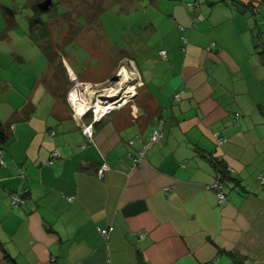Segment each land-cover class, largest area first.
<instances>
[{"label":"crops","instance_id":"crops-1","mask_svg":"<svg viewBox=\"0 0 264 264\" xmlns=\"http://www.w3.org/2000/svg\"><path fill=\"white\" fill-rule=\"evenodd\" d=\"M152 1L167 13H151L138 63L123 54L114 74L126 68L135 95L92 141V114L48 81L55 63L41 80L17 44L2 48L0 264H264V0H206L217 13L196 11V23L184 8L196 0ZM60 60L84 86L113 80L77 78ZM155 129L165 139L134 166ZM207 157L230 173L223 203Z\"/></svg>","mask_w":264,"mask_h":264},{"label":"rangeland","instance_id":"rangeland-1","mask_svg":"<svg viewBox=\"0 0 264 264\" xmlns=\"http://www.w3.org/2000/svg\"><path fill=\"white\" fill-rule=\"evenodd\" d=\"M196 1L199 5L195 9L184 7L190 11L194 23L199 19L197 14L195 17L196 11L198 14L217 13L206 0ZM40 2L42 0H0V53L2 48L10 51L12 45L17 44L15 51L30 60L32 72L41 80L49 64L55 63L53 76L48 81L60 92H67L68 101L69 93L80 82L71 79L68 72L65 74L61 57L73 66L77 78L114 79L123 54L133 56L138 63V46L151 30V13H167L165 9L157 11L152 0H53V6L46 12L38 8ZM210 2L222 5L219 0ZM34 5L39 9L37 14ZM184 8L180 6V13H185ZM35 20H39L38 24L31 27ZM113 85L114 81L99 86L81 85L78 91L83 99L86 89L96 92ZM96 98L101 100L102 95L97 97L96 94Z\"/></svg>","mask_w":264,"mask_h":264},{"label":"built area","instance_id":"built-area-1","mask_svg":"<svg viewBox=\"0 0 264 264\" xmlns=\"http://www.w3.org/2000/svg\"><path fill=\"white\" fill-rule=\"evenodd\" d=\"M178 1L185 2V0H178ZM187 5L188 7L195 9L199 5V3L197 1H194L193 3H187ZM183 40L185 43L186 40L185 39ZM212 46H214V44H212L211 47ZM211 47L208 50H211ZM165 54H166L165 51L160 52V55L162 57H165ZM120 73L121 71L118 72L117 77H116L117 80L114 81L113 87L96 91L97 97H99V95H101L102 92H105L107 90L117 89L116 97L114 98L104 97V99L99 100L101 102L100 104L102 105V109L100 111H98L96 105H88L86 106L87 107L86 110L80 113V117L87 113L92 114V123L82 126L83 133L90 141H92L93 139L94 124L100 122L106 115L110 114L114 110H117L123 105L127 104V102L135 95V93L134 94L128 93L127 89L124 88V86L122 85V79L120 77ZM131 82L132 80L130 78L129 85L135 87ZM81 85L83 84L78 83V86L74 90H72L68 95V99L70 103L76 109H77L76 103L82 100V94L81 92L78 91L79 87H82ZM174 99L176 101H180L181 93H176L174 96ZM96 100L98 99L96 98ZM238 116L239 114H236V117ZM162 123L164 122L162 121ZM51 135H54V133H51ZM215 138H216L218 145H222L223 143L226 142V139L221 137L219 133L215 134ZM164 139H165V135L162 130L155 129L154 131H152L149 137L147 138V141L143 144L141 150L138 152V155L137 156L132 155L134 166L141 165L144 159L145 153L149 149H151L155 144L161 143ZM130 144H132V142ZM57 156H58L57 153H53L51 155V160H54V158H56ZM51 164H53V161L49 162V165ZM3 165H5L4 150L0 148V166H3ZM108 169L109 167L106 164H102L101 167L97 171V176L101 178L103 176V173ZM21 175H22V170H21ZM259 181L264 186V177H259ZM225 184H226L225 181L218 179L210 186V188L216 192L220 203H223L226 200V195L223 190ZM69 200L70 201L73 200V197H71ZM12 202L14 205L17 206V205H24L26 203V200L23 197H21L19 194L15 193L12 195ZM110 232H111V229H100V234L106 240L109 239Z\"/></svg>","mask_w":264,"mask_h":264},{"label":"bare ground","instance_id":"bare-ground-1","mask_svg":"<svg viewBox=\"0 0 264 264\" xmlns=\"http://www.w3.org/2000/svg\"><path fill=\"white\" fill-rule=\"evenodd\" d=\"M72 77H74V76L72 75ZM120 77L122 79V85L124 86L125 89H127L128 93L134 94L133 87L131 85H129L130 75L128 74L126 68H123L122 69V71L120 73ZM96 93L97 92L90 91L89 89H86L84 91V94H83L84 97H83V99L81 101H78L76 103L77 110L80 113L81 112H84L86 110L87 104L88 105H96L98 111H100L102 109V105L100 104L101 102L99 101L100 98H98V100H96ZM101 95H102V98L101 99H104V97L105 98H109V97L114 98L117 95V89L107 90L105 92H102Z\"/></svg>","mask_w":264,"mask_h":264},{"label":"trees","instance_id":"trees-1","mask_svg":"<svg viewBox=\"0 0 264 264\" xmlns=\"http://www.w3.org/2000/svg\"><path fill=\"white\" fill-rule=\"evenodd\" d=\"M33 9L36 12V14L39 13V9L36 7V5H34ZM4 10H7V9H4ZM7 19H8V17H7ZM8 20L11 21L10 19H8ZM38 22H39V20L33 21L31 23V27L32 26L34 27L35 25H37ZM49 56H50L51 59L54 58L53 55H49ZM64 71H66V69H64ZM238 117H236V118H238ZM6 138H7V136L5 134V130H4L3 126H2V124L0 123V148H2L3 143L5 142ZM207 158L210 161V163L212 164V166L214 167V169L216 170V172L218 173V179L222 180V181H225L227 183V181L231 179V176H230V173L228 171L227 166L223 162H220V161H218V160H216L214 158H211V157H207Z\"/></svg>","mask_w":264,"mask_h":264},{"label":"water","instance_id":"water-1","mask_svg":"<svg viewBox=\"0 0 264 264\" xmlns=\"http://www.w3.org/2000/svg\"><path fill=\"white\" fill-rule=\"evenodd\" d=\"M53 6V0H43L42 2L38 3V8L42 12L48 11ZM117 80V78L113 79V81Z\"/></svg>","mask_w":264,"mask_h":264},{"label":"clouds","instance_id":"clouds-1","mask_svg":"<svg viewBox=\"0 0 264 264\" xmlns=\"http://www.w3.org/2000/svg\"><path fill=\"white\" fill-rule=\"evenodd\" d=\"M113 81V80H112Z\"/></svg>","mask_w":264,"mask_h":264}]
</instances>
